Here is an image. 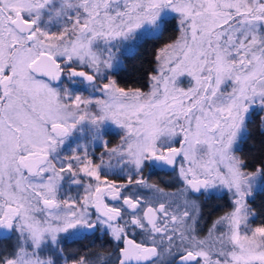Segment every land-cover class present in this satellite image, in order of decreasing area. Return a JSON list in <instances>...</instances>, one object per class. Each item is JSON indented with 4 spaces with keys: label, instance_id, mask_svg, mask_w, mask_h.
<instances>
[{
    "label": "rangeland",
    "instance_id": "374dc122",
    "mask_svg": "<svg viewBox=\"0 0 264 264\" xmlns=\"http://www.w3.org/2000/svg\"><path fill=\"white\" fill-rule=\"evenodd\" d=\"M16 12L34 21L31 39L11 24ZM170 14L176 16L177 33L157 49L145 90L119 88L111 78L79 86L61 77L58 86H48L30 73L33 58L47 52L58 59L65 77L67 67L90 64L97 81L102 80L138 39L159 32ZM8 74L18 100L0 96V113H7L12 103L9 113L18 117L11 127L5 121L0 126L21 136V154L45 147L56 158L65 152V191L59 192L65 201H54L57 169L45 173L41 168L25 177L17 165L0 168V217L12 214L14 219L11 237L0 245V264H95L78 255L69 258L62 240L78 238L91 225L107 230L108 236L110 230L114 241L121 237L124 227L90 215L87 199H81L82 206L75 202L79 187L91 194L100 173V165L88 161L80 170L72 165L82 143L74 135L78 115L106 120L89 123L101 130L109 127V168L122 171L131 162H150L178 143L193 172H200L211 188L236 187L238 197L229 211L205 234L185 238L200 264H264V226L252 224L248 204L262 185L264 168L243 170L236 149L251 111L261 110L264 121V0H0V78ZM24 99L43 109L33 110ZM92 99H97V109L84 106ZM42 113L49 126L58 124L63 131L57 136L51 128L49 143L32 148L27 143L36 133L33 115ZM58 139L66 142L63 149ZM145 199L160 211L151 226L140 218L146 234L163 232L161 225L173 218L183 219L175 193L150 184ZM166 249L161 246L160 253L166 255Z\"/></svg>",
    "mask_w": 264,
    "mask_h": 264
},
{
    "label": "flooded vegetation",
    "instance_id": "af4514ba",
    "mask_svg": "<svg viewBox=\"0 0 264 264\" xmlns=\"http://www.w3.org/2000/svg\"><path fill=\"white\" fill-rule=\"evenodd\" d=\"M83 11H85V9ZM74 14L76 15V13H73V15ZM76 21L79 20L76 19ZM33 28L34 21L29 32ZM22 34H25L27 37L29 35L28 33ZM94 69L93 65L90 64H79L77 68H71L69 66L65 71L66 74H69L67 78L62 75V67L59 63L58 75L59 79L62 77L69 82L70 80H74L76 81V85L84 86L88 83H93L94 80L98 82L97 77L93 73ZM30 73L41 79L48 86L59 85V80L57 83H51L44 77L36 76L32 71H30ZM11 77L12 76L8 74L0 78V96L2 98L10 97L11 99L9 102L15 99L18 100L16 86L10 83ZM2 80L4 81L1 82ZM61 84L64 86L63 82H61ZM24 103L29 105L32 109H43L42 105H32L31 102H27L25 99ZM1 105L2 103L0 101V107ZM11 105L12 103L8 105L9 110L7 113H0V123L3 121L9 122V127H11V122H17L18 117L17 114L15 115L12 112L9 113ZM97 105V99H92L89 105L85 103L84 106L92 110L97 109ZM0 112H3V110ZM22 116L24 115L20 117ZM33 119L37 122L36 133L27 143L31 145L32 148L37 146L40 142L45 144L49 143L47 134L51 132V128L57 133V136H60V133L63 131L62 126L58 124H54L52 127L49 126V118L45 113L33 115ZM93 119H96L95 121H106L101 119L99 115H78L76 117L77 121L75 123L76 129L74 135L76 136V141H82V143H77V150L75 152L77 158L74 160L75 164L73 162L72 165L76 166V170H80V167L88 161L91 165H100V173L95 175L94 179H96V185L91 194H85V191H82V188L79 187L77 191L78 199L75 202L82 206L81 199H87L88 203L85 207L90 215L94 214L105 219L110 224L113 223L124 227L121 237L115 239V241L112 239L109 230V241L117 249L116 264L119 257V249L123 247L127 239H132L140 246L153 245L155 247V253L150 256L146 264H200V256L194 251V245L188 242L185 235L193 233L197 236H201L209 231L213 222L219 220L229 211L228 209L231 204H233L234 199L238 197L237 188L235 187L231 191V189L218 184L213 185L211 188L209 181H206L200 172H193V167L189 162L187 163L188 157L184 156L185 153L182 151V146L178 143L169 145L170 147L168 146L163 153L155 154L164 155L167 150L177 148L178 153L171 166H159L150 159V162H131L126 168L122 169V171H116L118 167H114L115 169L109 168V133L111 132L109 131V127L101 130L100 126H94L89 123L93 121ZM24 121H27V119ZM2 126H0V128ZM87 131H90L89 135H87ZM12 132L14 133L11 134ZM98 134L100 139L98 138ZM0 138V141H2V147L0 148V168L8 169L9 167L12 168V166L14 167L17 165L25 177L37 175L40 173L41 168L46 171L45 173H51V171L57 169L56 179L60 181H58V188L56 189L58 197L54 199V201L58 205H63L65 201L63 199L64 196L59 192L62 190L65 191V152H60L57 154L56 158L54 152L45 147L43 149L30 150L25 154H21L18 150V147H21L23 142L21 136L17 135L15 131H10L5 126H3V130L0 131ZM57 141L59 147L63 149L66 142L60 139ZM84 141H89L92 145L89 147L87 142L84 143ZM41 154L44 155L42 162L36 164L33 172H28L22 165L24 158ZM89 178L93 179L91 176ZM150 184L156 186L158 189L175 193L178 196L182 206L181 213L183 214V219L173 218L169 225H166V223L161 225L163 232L154 231L148 235L145 233L143 227L139 226L140 218L143 219L147 226H151L158 219L160 212L156 207L152 206V203H149V201L145 199L146 185ZM184 185L188 188L187 190L184 189ZM99 188H103L100 193V200L103 206L109 210V214L107 215H101L93 208ZM52 206L53 203H50L49 207ZM148 209H151V211L147 213ZM134 214L138 216H134ZM8 219L12 223L10 232L8 234L0 233V245L11 237L14 230V219L12 214L1 216L0 222ZM95 229L96 225H91L83 229V233L89 235V233L95 231ZM161 246L167 248L166 255L160 253ZM236 247L237 244H235V250ZM189 251L197 255L195 261L185 263H181L180 261L177 262V259L181 255ZM251 264L259 263L253 262Z\"/></svg>",
    "mask_w": 264,
    "mask_h": 264
},
{
    "label": "trees",
    "instance_id": "16d2710c",
    "mask_svg": "<svg viewBox=\"0 0 264 264\" xmlns=\"http://www.w3.org/2000/svg\"><path fill=\"white\" fill-rule=\"evenodd\" d=\"M162 21L163 26L159 32L144 35L138 39L132 51L122 55V63L116 69L106 71L105 78L98 80V82H105L111 78L119 88L145 90L148 85L149 74L154 70L157 49L172 40L177 33L174 14L164 17ZM166 22L167 24H165ZM66 84L69 85V83ZM69 86L74 88V84ZM252 111L246 121L244 134L239 139L236 148L242 161V169L245 171L264 168L263 113L261 110ZM262 177L264 178V176ZM248 204L253 212L250 220L252 224L264 226V180L261 187L249 197ZM100 229L101 227H96L95 231L89 235L84 234L82 237H75L69 241L62 240L61 246L69 258L78 255L81 258L96 262L95 264H116L117 249L109 241L106 230Z\"/></svg>",
    "mask_w": 264,
    "mask_h": 264
},
{
    "label": "water",
    "instance_id": "95a60500",
    "mask_svg": "<svg viewBox=\"0 0 264 264\" xmlns=\"http://www.w3.org/2000/svg\"><path fill=\"white\" fill-rule=\"evenodd\" d=\"M11 24L13 27L20 33H28L29 30L33 26V22L31 20L25 19L20 12H17L11 19ZM32 35H28V39H31ZM58 67L59 62L49 53L40 52L37 56L31 61L29 65L30 71H32L36 76L44 77L51 83H57L59 80L58 75ZM2 80L1 82H3ZM178 150L177 148H171L167 150L164 155H154L151 157V161L159 166H171L174 163V160L177 156ZM44 155H34L27 156L22 161L23 167L28 172H33L35 170V166L37 163L42 162ZM103 188H99L96 200L94 202L93 208L96 212L101 215L109 214V210H107L101 200L100 193ZM151 211V209L147 210V213ZM11 221L5 220L0 222V233L8 234L11 228ZM119 257L117 260V264H146L149 260L150 256L155 253V247L153 245L148 246H140L132 239H127L124 242L122 248L119 249ZM197 259V255L193 252H186L181 255L177 262L185 263V262H193Z\"/></svg>",
    "mask_w": 264,
    "mask_h": 264
}]
</instances>
